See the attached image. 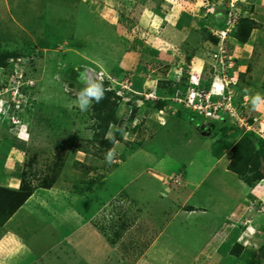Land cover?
<instances>
[{
    "label": "rangeland",
    "instance_id": "obj_1",
    "mask_svg": "<svg viewBox=\"0 0 264 264\" xmlns=\"http://www.w3.org/2000/svg\"><path fill=\"white\" fill-rule=\"evenodd\" d=\"M239 2L0 0V106L20 107L28 136L15 137L16 109L0 114L3 176L11 178L0 186L25 180L38 210L0 224V264H69L64 232L38 221L59 212L62 223L80 215L101 235V244L85 243L92 257L83 264H100L93 250L103 256L107 246L101 264H230L228 253L236 264H264L261 228L234 238L253 218L219 222L217 208L190 206L185 190L192 173L200 182L209 171L191 202L202 203V192L223 201L222 162L264 190V15L254 19ZM244 43L254 45L249 57ZM85 69L105 96L81 112ZM261 205L252 200L246 210L264 216ZM212 214L223 234L205 225ZM33 227L49 239L30 241ZM172 235L185 237L181 247Z\"/></svg>",
    "mask_w": 264,
    "mask_h": 264
},
{
    "label": "crops",
    "instance_id": "obj_2",
    "mask_svg": "<svg viewBox=\"0 0 264 264\" xmlns=\"http://www.w3.org/2000/svg\"><path fill=\"white\" fill-rule=\"evenodd\" d=\"M239 4L243 7V9L244 8H249V11L248 12L251 13V15H252V17H254V19L258 15H261V16L264 15V0H240ZM219 21L220 20H218V22ZM255 31L256 30L254 29V32ZM251 41H253V40H251ZM251 41H250V43H251ZM244 46H245V48H244ZM244 46L242 47L243 48L242 50H244L245 54L247 53V55H248L247 57H249L251 48L254 45L248 44V43H244ZM7 140L8 139H4V138L3 139H0V181L2 179H4L3 181H6V182H9L10 181L11 182V178H8V177L3 176V173H4L3 170L5 169V166H3V165H5L4 164L5 159H4V157L3 158L1 157L2 156V152L5 150L3 143L6 142ZM10 142L12 143L11 140H10ZM3 159H4V161H3ZM214 164H213V166H214ZM222 165H223L222 166V169H223L222 170V177L218 180V183H219L218 185H221V183H222V185H225L226 182H227L226 194L224 196V200L221 201V202H217L216 205H215L214 201H212V200H210L208 198L209 195H207L204 192H202L201 193V196H198L196 198L197 201H198L199 198H201V200L203 201L202 203H196L194 200H193L194 202H191L192 198L196 195L197 191L199 190L201 184L204 182V180L208 177V175L210 173L209 171H206V172L203 173L204 175L201 174V176L203 177V180L200 181V182H198L197 181L198 179H196L197 178V175H198V172L196 171V172H194V173H192L190 175L191 176L190 177L191 178V181L189 180L186 183V186H185V190H187L188 193H189L188 194V196H189L188 197L189 205L190 206H193L195 208H205V209H207L206 206H208L209 209L214 210L213 211L214 212V215H215V208H217V210H218L217 211V216H219L221 218L220 219L221 221H219V222L228 223L229 221L230 222H232V221L233 222H235V221H245V220H247L246 218H248V217H249L248 219H252L253 218V220L255 222V223H253V220H251L252 223L254 224V227L253 228L252 227L251 228H247V230L245 232H243V233H239V230H238V231L235 232L236 235H234L235 236L234 237L235 238V241L238 240V236L240 234H243L242 237H243L244 240H246V238L248 237V234L253 232V231H250V229L256 228V229H254V231H257L258 232L259 231V228H261L264 231V216H263V214L253 215V213L250 214V210H246L247 209V207H246L247 204L250 203L252 200H258V199H260L261 201L264 200V195L261 194V193L264 194V190H262V192H261V190L259 191L258 188H257L258 185H256V186L254 185V186L250 187L247 184V182L241 180L236 175L235 172L226 169L227 167L225 166V164L223 162H222ZM211 169H213V167ZM201 176H199V178H201ZM10 177H12V176H10ZM221 180H222V182H219ZM15 187H17V186H14L12 188H15ZM227 188H229V189H227ZM223 189H225V188H223ZM31 197L32 196H30L29 198H31ZM253 198H255V199H253ZM27 208L29 209L27 212L29 214L32 212V215H34L33 214L34 212L36 213V211H38L36 209V205H34V203L29 202V200L27 199L11 215V217L7 221H10V220L14 219L16 216H23L22 214H25L24 211ZM233 214L235 215V217L234 218H231V215H233ZM61 215L62 214L59 212V215H57L56 217L55 216H52L51 218H49V216H47V219H45V218L44 219H41L40 218V219H38V221L41 222L40 225L42 226V229H43V227H46V225H49L54 230L55 226H57V228L60 227L57 230H60V231H63L64 232L63 234L60 233V237L61 238L62 237L63 238L65 237L64 241H66V243H67V247H66L67 249H65L64 254H63L64 258H62L63 260L68 261L69 264H76L78 262H82V264H83V263H86L85 261H89L91 263V261L89 260L88 257H90V259H91L92 255H88V257H86V256H84V253H83L82 250H83V247H85V246L86 247H89V246H93L92 244H94V245L95 244H101L100 242H101L102 238H101L100 233L98 231H96L95 228L92 225L84 226L83 225V222L81 221L82 218H81L80 215H78L76 217L75 216H72V218L74 220H72V221L69 220V223H68V221L62 223L64 221V219L63 220L61 219ZM205 215L206 214H203V216L202 215L201 216L203 218H205V217H207ZM214 215L212 214L213 218L210 216L208 218V220L205 221V225H209L210 226V229L212 227L213 228L212 230L214 232H217V231L218 232H221V231H223L222 230L223 228L220 226L219 222L216 225L217 227H215V226H214L215 228L213 227V225L216 224L215 221H214ZM63 217H64V215H63ZM200 217H199V219H200ZM193 219L192 218L191 219L189 218V222H192ZM194 222H195V220H194ZM242 223H244V222H242ZM245 223H248V222L246 221ZM64 224H67V226L66 227H63ZM68 224L73 225V226L72 227H69ZM192 224H194V223H192ZM36 226H37V224L35 225V227ZM192 226H194V225H192ZM35 227H33V230H31V233L29 234L30 241H34L35 239L37 240L39 236H40V239H43V238L49 239L47 237V234L44 236V234L42 233L43 230L38 232V230ZM220 228H221V231H220ZM87 229H88V231H87ZM46 230L48 231L47 228H46ZM53 230H52V232L49 233L50 236L53 234V232H54ZM189 230L188 231L190 233H193V234L197 233L195 227H192ZM262 230H260V231L262 232ZM235 233H233V234H235ZM220 234H223V233L221 232ZM172 236L173 237H172L171 240H174L173 243L176 244V245H178L179 247H181V244H182V241H183L182 239L185 238V237L182 236V239H181L180 238L181 236H179L178 238L175 235H172ZM196 237L197 238L195 240H198V238H200L201 235L199 233H197L196 234ZM32 239H34V240H32ZM50 239H52V237H50ZM56 239H58V238H56ZM89 241L92 244H88V245L85 244L86 242H89ZM56 243H51V244L53 245V244H56ZM263 244H264V240L262 242H260V244L258 246V247H260L259 249H261V247L263 246ZM28 246L30 247V251H32V252L29 255H27V253L25 255L27 256V258L28 257L34 258L37 255L36 253H37V250L38 249H35V247L32 246V245H28ZM41 248H43V247H41ZM107 248H108V250L105 253H103V256H102V254L99 251H97L96 248H95L96 250H93L94 251L93 253L95 255V258H97V260H95L96 263H99V262L102 263V262H104L103 260L104 259L106 260V258L109 256L107 254H109L111 252V250L109 251V249H110L109 246H107ZM39 250H41L42 253L44 252L42 249H39ZM185 253H186V251H185ZM46 256H47V254L44 255L43 257L45 258ZM230 256H231V253H230V255L228 253V255H227L228 258L227 259L230 258L232 260V262L230 264H236V262H238V260H237L238 258L236 259V257H235V259H234V258H231ZM41 258L42 257H40V259ZM227 259H225V260L228 262ZM50 260H52V259H50ZM50 260H45L44 259V263L45 264H51L50 263ZM231 260H229V261H231ZM240 262H241V260H240Z\"/></svg>",
    "mask_w": 264,
    "mask_h": 264
},
{
    "label": "trees",
    "instance_id": "obj_3",
    "mask_svg": "<svg viewBox=\"0 0 264 264\" xmlns=\"http://www.w3.org/2000/svg\"><path fill=\"white\" fill-rule=\"evenodd\" d=\"M241 21H244V19H242ZM245 22L248 26L252 23L250 20H245ZM98 115L99 118L102 119V115ZM105 124L107 125V122H105ZM100 133L101 137L103 138L102 135L104 133V129ZM101 144L106 147L110 145L108 141H104L103 139L101 140ZM230 169L237 174H240V172L243 171L242 168L240 169L236 166H230ZM254 177L247 176L244 178V180L249 185H252L251 180ZM31 193V186H29V184L25 180H22L17 188H6L0 186V224L4 223L22 205V203L31 195Z\"/></svg>",
    "mask_w": 264,
    "mask_h": 264
},
{
    "label": "clouds",
    "instance_id": "obj_4",
    "mask_svg": "<svg viewBox=\"0 0 264 264\" xmlns=\"http://www.w3.org/2000/svg\"><path fill=\"white\" fill-rule=\"evenodd\" d=\"M81 82L83 83L82 89L78 92L75 106L79 108L81 112H87L93 105V102L99 103L105 96V88L102 81L97 78H92L89 75V70L85 69L83 76L81 77ZM261 97L257 96L253 99V107L258 108L259 105L256 101L260 100ZM71 106V105H70ZM16 137V135H15ZM19 140H27V135H22V139L16 137ZM112 153L108 155V159H112ZM260 183L258 182V185ZM263 186V185H262ZM250 231H254L250 229Z\"/></svg>",
    "mask_w": 264,
    "mask_h": 264
},
{
    "label": "built area",
    "instance_id": "obj_5",
    "mask_svg": "<svg viewBox=\"0 0 264 264\" xmlns=\"http://www.w3.org/2000/svg\"><path fill=\"white\" fill-rule=\"evenodd\" d=\"M213 84H216V82H213ZM221 86H222V84H221ZM191 92H194V90L193 89H191ZM197 102L195 101V104L193 105L194 107H196V104ZM12 107V110L13 109H16V110H14L12 113H11V123L14 125V128H15V130L17 131V133L15 134L16 135V137H18V138H22V135H25L26 134V129L25 128H23V124H24V122L22 121L23 120V113L19 110L20 109V107L17 105V104H11V106H10V103L9 102H6V104L5 103H3V104H1V106H0V114L1 113H4L7 109H10ZM199 108V107H198ZM197 108V109H198ZM18 110V111H17ZM17 113H19V115L17 114ZM206 115L207 114H209V113H205ZM25 133V134H24ZM258 210V209H257ZM260 210V211H259ZM258 211L260 212V213H263L264 212V205H261L260 206V209H259ZM252 219H247V222H250ZM248 228H251L250 226L248 227Z\"/></svg>",
    "mask_w": 264,
    "mask_h": 264
},
{
    "label": "water",
    "instance_id": "obj_6",
    "mask_svg": "<svg viewBox=\"0 0 264 264\" xmlns=\"http://www.w3.org/2000/svg\"><path fill=\"white\" fill-rule=\"evenodd\" d=\"M259 255L264 257V244L260 249Z\"/></svg>",
    "mask_w": 264,
    "mask_h": 264
}]
</instances>
